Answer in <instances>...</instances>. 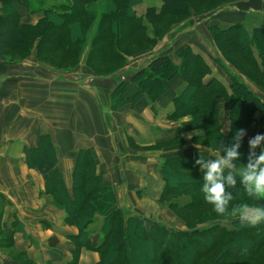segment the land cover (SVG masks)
I'll use <instances>...</instances> for the list:
<instances>
[{
  "label": "trees",
  "instance_id": "obj_1",
  "mask_svg": "<svg viewBox=\"0 0 264 264\" xmlns=\"http://www.w3.org/2000/svg\"><path fill=\"white\" fill-rule=\"evenodd\" d=\"M160 1L158 12L147 8L141 16L135 11L141 0H0V59L9 55L21 61L34 52L46 65L73 68L86 51L85 64L92 72L117 74L126 57L152 48L173 24L191 13L216 10L231 0ZM16 6L35 16L36 22H22ZM209 33L232 69L226 70L228 88L215 78L203 81L211 70L188 46L175 52L179 66L168 55H161L135 70L131 78L139 88L136 96L146 94L154 102L164 92L163 83L179 75L186 85L173 99L169 119L188 120L179 123L168 143L178 145L184 142L182 136L191 132L189 142L209 150L179 152L159 161L162 185L157 202L174 214L183 231L144 222L116 207L115 194L95 173L88 150H79L75 156L68 193L63 176L55 168L50 136H40L35 148H23L27 166L43 175L47 194L65 213V224L78 230L72 238L70 264H77L83 248L98 254L95 264H139L142 261L135 259L141 255L149 264H264V221L252 225L240 219L241 205L264 207V199L250 197L237 175L235 188L225 186L233 196L229 213L217 215L204 199L203 173L195 163L200 157L208 161L225 155L224 150L234 147L232 141L240 129L245 135L237 149L239 160L234 161L237 170L247 165L251 152L258 156L264 148V142L256 149L250 147L251 140L264 135V98L244 81L264 90L260 82L264 81V28L248 33L241 23L225 28L213 24ZM123 79L112 94V109L126 101ZM228 172L225 169V176ZM92 234L96 235L95 243Z\"/></svg>",
  "mask_w": 264,
  "mask_h": 264
},
{
  "label": "crops",
  "instance_id": "obj_2",
  "mask_svg": "<svg viewBox=\"0 0 264 264\" xmlns=\"http://www.w3.org/2000/svg\"><path fill=\"white\" fill-rule=\"evenodd\" d=\"M263 1L253 0L248 7L253 20L251 26L237 11H232L236 13L231 20L217 15L218 26L240 22L248 33L264 28V20L255 17L262 12L264 15ZM161 6L160 0H141L135 11L142 16L147 8L158 12ZM16 7L22 22H28L23 17L30 19L31 24L36 22V17L27 10ZM205 14L191 13L173 24L152 49L127 57L121 72L131 70L133 74L123 79L126 101L115 109H112V94L119 84L114 79L118 74L103 76L92 72L85 64L86 51L70 70L46 65L36 59L34 52L21 61L0 59V264H70L73 259L72 238L78 230L65 224V213L47 194L43 175L27 166L23 153L24 147L35 148L39 137L46 134L55 150V168L63 176L68 193L75 156L79 150H88L95 162V173L115 194L116 207L141 217L144 222L184 230L174 214L157 199L162 185L158 175L161 158L179 152L209 151L189 142L194 134L191 132L185 133L184 142L178 145L168 143L176 135L179 123L188 120L187 117L179 121L169 119L174 111L173 99L186 84L179 75L175 76L163 83V94L151 102L146 94L136 96L139 88L131 78L135 70L161 55H168L179 66L180 59L175 52L188 46L211 70L203 81L215 78L228 88L230 80L226 70L232 69L217 49L214 52L207 46L210 21L199 28L198 15ZM185 23L184 29H175ZM169 31L174 32L169 36ZM247 84L264 98L263 90ZM96 239L92 234V243ZM98 261L95 251L83 248L77 264Z\"/></svg>",
  "mask_w": 264,
  "mask_h": 264
},
{
  "label": "clouds",
  "instance_id": "obj_3",
  "mask_svg": "<svg viewBox=\"0 0 264 264\" xmlns=\"http://www.w3.org/2000/svg\"><path fill=\"white\" fill-rule=\"evenodd\" d=\"M244 135V129L236 132L232 141L234 147L224 150L225 155L208 161L200 157L195 162L203 173L201 190L204 193V199L213 206V211L220 216L229 213V205L233 196L231 192L226 190L225 186L235 188L237 175L250 197L264 199V148H261L258 156L254 151L251 152L248 163L243 168L237 170L234 163V161L239 160L237 149L240 147ZM262 142H264V135H257L250 141L251 149L260 147ZM225 169L229 170L226 176L224 174ZM240 208L242 222L255 225L260 221H264V207H249L244 204Z\"/></svg>",
  "mask_w": 264,
  "mask_h": 264
},
{
  "label": "rangeland",
  "instance_id": "obj_4",
  "mask_svg": "<svg viewBox=\"0 0 264 264\" xmlns=\"http://www.w3.org/2000/svg\"><path fill=\"white\" fill-rule=\"evenodd\" d=\"M236 1H239V2H236ZM253 2V0H249L247 3H245L244 1H241V0H231V1H229V2H227V3H224V4H222V5H220L216 10H214V11H212L211 12V14H205V13H200V14H205V15H198V20H200L199 21V25H200V29L201 28H204V26H206V24H207V21H210L209 22V25H216V26H218V24H219V17H216L217 15L218 16H220V17H223V15L224 16H228V20H231V19H234L233 17L235 16L234 14L236 13H232V11H237V12H241V14H243V20L249 25V26H251L252 25V23H251V21H253L252 20V18H251V16H250V11H248L249 10V8H250V5H251V3ZM257 2H258V0H257ZM264 2V1H263ZM244 7H246V8H244ZM249 7V8H248ZM139 10V9H138ZM139 11H141V10H139ZM262 15H263V12H262ZM262 15H259V16H255V17H257L258 19H260V18H262L263 20H264V15L262 16ZM209 17V18H208ZM26 19V20H24V21H30V19H28V18H26V17H23V19ZM237 19V18H236ZM235 19V20H236ZM211 20H213V21H211ZM239 21H240V19H238ZM187 24H189V22H186ZM186 23L185 24H183V25H180V26H176V30L177 29H184L185 27H186ZM238 23H240V22H238ZM243 23V22H242ZM244 24V23H243ZM218 27H220V28H225V27H223V26H218ZM227 27V26H226ZM173 32L174 31H169V36L170 35H172L173 34ZM165 34V33H164ZM167 35V37H169ZM165 38L164 39V41L166 40V39H168V38ZM164 41H163V43H164ZM209 41H210V44H208L207 46H208V48L210 49V50H212L213 49V51L215 52V50L214 49H216V48H214L215 46L214 45H212L213 43H211L212 41H211V39L209 38ZM159 45L160 46H162L163 44H162V42H160L159 43ZM158 45V46H159ZM150 49H152V48H150ZM150 49H148V50H150ZM133 54V53H132ZM134 55V54H133ZM133 55H131V56H133ZM213 56H214V54H213ZM128 57H130V56H128ZM13 58L12 57H10L9 55L8 56H6V59L5 60H7V61H9V62H11V61H15V60H12ZM126 60H127V57H126ZM228 64V63H227ZM226 64V65H227ZM216 65L217 64H214V66L216 67ZM56 66H58V63L56 64ZM124 67V66H123ZM123 67L121 66L119 69H117L116 70V72L115 73H117L118 75H120V74H122V73H124V72H126V71H122L121 72V70L123 69ZM229 67V66H228ZM72 67H67V66H64L63 68H61V69H64V70H70ZM230 68V67H229ZM57 69V68H56ZM227 69V68H226ZM38 70V69H37ZM228 70V69H227ZM110 71H113V70H111L110 69ZM120 72V73H119ZM117 75V76H118ZM113 76H115V74L113 75ZM244 81L246 82V83H251V82H249V81H247L246 79H244ZM261 82V85L262 84H264V81H260ZM252 84V83H251ZM250 84V85H251ZM254 85H252V87H253ZM254 88V87H253ZM262 89V88H261ZM255 91H257V89L255 88ZM264 91V90H263ZM203 185V184H202ZM175 224V226H179V223H174ZM225 224H227V223H225ZM227 225H229V224H227ZM176 228V227H175ZM142 259V260H141ZM137 260H139V261H142L141 263H139V264H149V262H147L146 260H145V256H143V255H141L140 257H138V259H135V261H137ZM138 262V261H137Z\"/></svg>",
  "mask_w": 264,
  "mask_h": 264
},
{
  "label": "water",
  "instance_id": "obj_5",
  "mask_svg": "<svg viewBox=\"0 0 264 264\" xmlns=\"http://www.w3.org/2000/svg\"><path fill=\"white\" fill-rule=\"evenodd\" d=\"M131 72L130 71H126L118 76H116V81H121L123 78H125L127 75H129Z\"/></svg>",
  "mask_w": 264,
  "mask_h": 264
}]
</instances>
